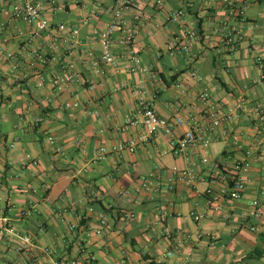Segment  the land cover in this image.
I'll use <instances>...</instances> for the list:
<instances>
[{
    "label": "crops",
    "instance_id": "1",
    "mask_svg": "<svg viewBox=\"0 0 264 264\" xmlns=\"http://www.w3.org/2000/svg\"><path fill=\"white\" fill-rule=\"evenodd\" d=\"M116 1L37 0L50 21L76 25L82 41L76 54L61 59L76 61L85 84L54 95L51 80L63 73L59 62L45 50L32 56L43 36L33 37L25 20L10 19L14 0H0V229L2 218H9L35 245L28 253L20 239L0 233V264H264V146L254 143L259 126L250 109L264 101V0H165L162 11L152 0H138L151 17L135 45L143 65L160 79L141 70L90 67L88 51L101 52L99 34ZM238 7L245 13L237 15ZM181 8L200 31L191 44L192 63L170 48L182 31L167 15ZM9 52L14 61L6 58ZM141 78L147 80L146 95L157 93L159 115L180 114L185 121L173 135L162 131L135 151H115L146 134L141 123L129 122L142 95ZM203 92L229 117L208 147L176 153L171 140L190 128L189 114ZM101 147L108 151L103 158ZM250 147L256 159L241 173L243 196L211 209L205 193L211 173L232 166ZM174 166L197 173L196 186L178 182L169 189ZM150 174L153 185L138 190L140 177ZM33 205L37 210L19 217ZM99 214L109 217L102 235L95 233Z\"/></svg>",
    "mask_w": 264,
    "mask_h": 264
},
{
    "label": "built area",
    "instance_id": "2",
    "mask_svg": "<svg viewBox=\"0 0 264 264\" xmlns=\"http://www.w3.org/2000/svg\"><path fill=\"white\" fill-rule=\"evenodd\" d=\"M152 2L158 10L162 11L165 9V0H152ZM229 3L231 7L233 5L232 1H229ZM109 11L111 19L99 34L98 39L102 46L101 52L95 54L91 50L88 51L90 67L99 69L103 66L116 73H132L141 70L149 74L152 79H160V76L155 71L149 70L143 65L142 58L135 45L136 37L141 32L145 20L150 19L151 14L141 9L138 0H117L115 4L109 7ZM236 12L237 15L245 13L244 8L237 9ZM167 17L170 21L178 23L182 31L181 35H176L172 39L170 43L171 50L174 53L183 54L186 61L192 63L195 55L192 52L191 44L199 39L196 20L183 8L168 12ZM10 19L25 20L33 27L31 31L33 37L38 38L43 36V44L33 50L32 56L41 57V51L45 50L52 54L53 59L59 62L63 73L55 75L51 80L54 95L66 91L73 83L77 85L85 84V80L77 68L76 61L73 58L61 59V55L71 57L76 54L82 44L79 37V28L76 25L70 27L66 23H54L50 21L44 16L43 8L37 0H14L10 11ZM235 31L237 34L240 33L238 29H235ZM230 32L227 34L226 40L232 45L235 41L231 37L232 33ZM114 48H119V51L115 52ZM6 58L14 61L15 55L9 52L6 54ZM258 60L263 61L261 57ZM12 67L15 68L16 64L12 63ZM190 70L194 77H199L197 69L192 67ZM146 86L147 80L141 78L138 87L142 95L138 99L134 117L129 120L130 123H141L146 129V134L139 138H132L119 143L114 147L115 151L125 149L135 151L144 141L162 131L173 135L175 129L185 121L180 114H175L171 118L159 115L153 105V98L157 93L154 92L151 96L146 95ZM199 98L200 105L194 106L192 112L189 114L190 128L184 131L181 136L171 140L172 147L176 153L193 147H208L211 143L212 135L216 133L221 123L229 117L222 112V107L217 99L211 97L208 92L201 93ZM73 106L77 107L78 102H74ZM250 109L259 126L254 143L262 147L264 146V139L262 137L264 136V101H254L251 103ZM42 120V116L38 118V121ZM205 131L209 134H204ZM49 139L53 140V136H50ZM107 152L106 148L101 147L98 157H105ZM255 159L253 147H250L246 156L236 160L232 166H218L214 169L210 179L212 186L208 187L205 192L206 202L211 209L219 208L225 199H239L243 196L245 181L241 173L249 169ZM154 176L155 174L141 176L138 190L149 189L153 185L152 180ZM199 179L200 176L193 170L180 169L174 166L173 173L168 178L167 187L174 189L178 182L196 186ZM216 184H220V186L215 188ZM253 204L258 205L259 201L255 200ZM35 210H37L35 205L26 208L20 211L19 217L24 218ZM89 210L95 212L93 207H90ZM124 215L128 218L135 216L134 212H125ZM2 219L4 220V225L1 227L0 233L20 239L24 243V249L28 253L33 251L35 245L32 237L21 234L9 218L5 217ZM108 223L109 217L105 214H99L98 226L95 229V233L102 235ZM70 228L74 229L75 225L72 224ZM169 254L172 253L169 252ZM24 263L29 264L30 260L26 259ZM70 264L90 263L89 260L74 259L71 260Z\"/></svg>",
    "mask_w": 264,
    "mask_h": 264
},
{
    "label": "trees",
    "instance_id": "3",
    "mask_svg": "<svg viewBox=\"0 0 264 264\" xmlns=\"http://www.w3.org/2000/svg\"><path fill=\"white\" fill-rule=\"evenodd\" d=\"M197 28H198V26H197ZM198 31H199V28H198ZM199 35H200V31H199Z\"/></svg>",
    "mask_w": 264,
    "mask_h": 264
}]
</instances>
